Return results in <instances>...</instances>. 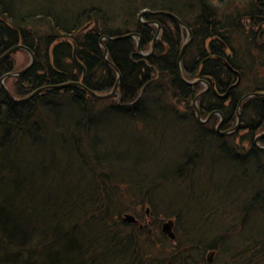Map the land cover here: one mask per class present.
I'll return each instance as SVG.
<instances>
[{"label": "trees", "instance_id": "16d2710c", "mask_svg": "<svg viewBox=\"0 0 264 264\" xmlns=\"http://www.w3.org/2000/svg\"><path fill=\"white\" fill-rule=\"evenodd\" d=\"M41 1L0 0V56L17 44L34 54L28 70L4 78L12 96L70 81L106 93L117 72L120 80L109 98L71 85L21 102L0 83V264H264V150L254 145L264 131V93L242 100L232 134L216 131L219 113L200 122L193 104L207 82L209 90L197 99L201 118L220 112V130L226 131L237 122L241 97L264 92V0ZM143 10L172 13L190 28L180 59L187 29L161 13H147L141 22ZM155 21L161 28L154 50L143 56L139 51L151 49ZM103 36L111 38L101 42ZM17 52L0 61V79L30 62L18 69ZM179 64L184 79L202 82H185ZM159 117L195 124L193 140L170 171L153 180L133 178L124 170L130 148L107 143L98 125L129 123L150 130L151 139L158 137L151 123ZM117 143L127 152L105 150ZM211 148L240 176H257L236 211L225 210L226 198L194 192L199 160ZM168 181L188 192L169 217L174 239L162 231L164 221L149 233L123 220L131 213L140 221L147 207L154 218L160 200L155 190ZM257 212L262 220L257 216L252 225ZM198 223L220 231L198 238L192 233H205ZM208 251L215 259H207Z\"/></svg>", "mask_w": 264, "mask_h": 264}, {"label": "rangeland", "instance_id": "374dc122", "mask_svg": "<svg viewBox=\"0 0 264 264\" xmlns=\"http://www.w3.org/2000/svg\"><path fill=\"white\" fill-rule=\"evenodd\" d=\"M23 1L28 3L31 2L32 6L42 2L41 0ZM175 4L178 7L183 6L178 1H175ZM150 51L151 49L144 52L141 51V54H143V56H148V53H151ZM29 60V53L24 49H18L15 58L17 68L21 69L26 61L29 62ZM98 126L105 129L104 135L108 136L106 137L107 143L112 140L115 141V143L119 142V144H125L130 148L131 152L129 156L131 159L128 161V166H126L124 169L125 172L136 179L137 177L141 178L139 174L143 175L144 177L146 175L147 179L150 180L157 179V177H159L161 174L170 171L174 166H176L182 151L191 144L196 132L195 124L188 122H174L162 117L156 118V120L151 123V126L156 127L158 132V137L151 139L148 137L152 134L150 133V130L145 131L141 128L135 129V127L129 123L112 124V121H109L103 126ZM58 127L61 128L59 125H57L56 128ZM120 138H125V141L119 140ZM237 139L239 140V138ZM228 143L232 144L231 139L228 141ZM119 144L117 143V145H109L108 147H105V150L109 151L111 148H115L118 149V151L127 152V149L124 147L120 148ZM28 147L32 148V144L30 143ZM98 148L99 145L97 150ZM221 156L222 154L220 152H216L215 148L208 149L207 151L203 150V156L199 160V170L196 174L199 177H195L193 179V189L195 194L208 196L214 195L215 197L218 196L220 199L226 198L224 204L225 210L227 212H232L238 210L237 207L242 206L245 202V199L250 196L251 185H253L252 182L255 181L257 176L254 175L253 172L248 173L247 177L240 176V174H238L239 169H237V167L231 161H229V159H226L225 156H223V158H221ZM135 161L138 164L137 166L135 165ZM238 176L239 178H237ZM237 180L239 181L238 184L236 183ZM186 190L187 188L185 189L184 186L176 182H164L163 186H160L155 190L160 196V200L155 211L153 212L154 218L151 219L149 213H146V215H141L138 225L141 224L143 227L148 229L150 226H158L163 221L169 219V217L175 213V211L172 212L174 208H178L181 203L180 201L188 195ZM228 193H230V197ZM169 200H172L171 203H168ZM175 201L176 204L174 203ZM172 204L175 206H172ZM206 205L208 204L206 203L204 206ZM193 211L196 213L198 210L193 209ZM258 213L259 212L254 214L252 220L253 223L251 222L252 225H255V218L258 216ZM227 215L231 216V218L233 216L232 214ZM258 219L259 221L262 220L261 216H258ZM262 224L264 223L262 222ZM197 226H200L205 231V233L200 234L192 233L193 236L198 238L206 239L209 236L214 237L220 231L216 225L210 226L209 224L198 223ZM148 231L151 233L153 230L149 228ZM152 236L155 239L158 235L154 233L151 235V237ZM208 252L206 253V256ZM215 257L216 253L214 252L212 259H215Z\"/></svg>", "mask_w": 264, "mask_h": 264}, {"label": "water", "instance_id": "95a60500", "mask_svg": "<svg viewBox=\"0 0 264 264\" xmlns=\"http://www.w3.org/2000/svg\"><path fill=\"white\" fill-rule=\"evenodd\" d=\"M147 13H155V14H160V13H161V14H165V15H167V16L172 17L174 20H176L179 24H181L183 27H185V28L187 29L188 36H189V37H188L187 42L184 43L183 46H182L181 53H180V57H179V59H180L181 56H182V53H183V51H184V49H185V46L187 45V43H188V42L191 40V38H192V32H191L190 28H189L184 22H182L177 16H175V15H173L172 13H169V12H163V11L150 12V11H148V10H143V11H141V12L139 13V15H138V19H139L140 21H142V16L145 15V14H147ZM152 22H153V21H152ZM154 23L157 25V29H156L155 36H154V38H153V43H152V47H151V51H150L151 53H152V51H153V49H154V43H155V40L157 39V37H158V35H159L160 28H161L159 23H157L156 21H155ZM131 35H133V34H131ZM134 36H135V35H134ZM122 37H124V36H119V37H116V38H122ZM103 38H108V39H110L111 37L103 36V37L100 39L101 42H102ZM137 45H138V49H139V48H140V43H139V41H137ZM18 49H24V50H26V51L29 53V55H30V62H29V64H28L24 69H22V70L19 71V72H16V73H6V74L3 75L2 78L0 79V83H1L2 87H3L4 90L6 91L8 97H9L11 100H13V101H24V100H27V99L31 98V97L34 96L35 94H37V93H39V92H42V91H44V90H46V89H51V88H53V89H54V88L58 89V88H64V87L71 86V85H77V86L83 88L85 91H87L90 95H92V96H94V97H97V98H109V97H113V96L116 94V89H117V87H118L119 80H120V74H119V72H117L118 77H117V81H116V83L114 84V86L112 87V89H111L109 92H106V93H99V92H96V91H94V90H92V89H89V88L86 87V85H84L82 82H78V81H70V82L61 83V84L42 86V87H39V88L35 89L34 91H32L29 95H27V96H25V97H22V98H16V97L12 96V94L10 93V91L8 90V88L5 86V84H4V78L7 77V76H9V75H19V74H21V73H24L26 70H28V69L32 66V64H33V62H34V54H33V52H32L28 47H26L25 45H23V44H17V45H14V46L10 47V48H9V49H8L3 55L0 56V61H1L2 59L6 58L10 53H12L13 51H16V50H18ZM106 53H107V49L104 47V57H105V58H106ZM139 53L141 54V51H139ZM148 54H150V53H148ZM141 55H143V54H141ZM78 63H79L80 66L82 67L83 71H85V70H84V66H83L80 62H78ZM178 67H179V76H180L185 82H187V83H189V84L197 83V82H199V81L202 82L201 80H197V81H188V80L184 79V77L182 76V73H181L180 64L178 65ZM238 76H239V74H238ZM239 80H240V78H238V81H237L236 84H238ZM203 83H204V85H205V88H204V89H203L198 95H196V97H195L194 100H193V104H194V107H195V110H196V117H197V119H198L200 122H206V121H208V120L210 119V117H211L214 113H219L220 116H221V119H220V121L218 122V124H217V126H216V131H217L218 133H220V134H232V133H234L235 131L238 130L239 125H240V112H239V107H240V104H241L242 100H244V99H246L247 97L252 96V95H257V94H262V93H264V92H253V93H246L245 95H243V96L241 97V99L239 100V102H238L237 122H236L235 126L232 127V128L229 129V130L221 131V130H220V127H221V123H222V114H221L220 112H211V113L208 115V117H207L206 119H202V118H201L200 109H199L198 104H197V99H198L201 95H203L205 92H207V91L209 90V85H208V83H207V82H203ZM218 96H220V97H224L225 95H218ZM263 135H264V131H263L261 134H259V135L255 138V141H254V145H255L257 148H259V149H264V146H260V145L258 144V140H259L261 137H263ZM146 213H149V208H146ZM123 220L126 221V222H132V223H136V222H138V220H137V219L134 217V215H132L131 213H125V214L123 215ZM140 227H142L141 224H140ZM162 231L165 232V233H166L171 239H174V238H175V233H174V231H173V221H172L171 219H167L166 221H164V222L162 223ZM213 254H214V251H209V252H208V254H207V259H208L209 261L212 260V256H213Z\"/></svg>", "mask_w": 264, "mask_h": 264}, {"label": "bare ground", "instance_id": "6f19581e", "mask_svg": "<svg viewBox=\"0 0 264 264\" xmlns=\"http://www.w3.org/2000/svg\"><path fill=\"white\" fill-rule=\"evenodd\" d=\"M187 40H188V39H187ZM187 40H186L184 43H186ZM184 43H183V44H184ZM188 43H189V42H188ZM188 43H187V44H188ZM182 46H183V45H182ZM185 47H186V46H185ZM181 49H182V47H181ZM17 102H21V101H17ZM254 141H255V139H254ZM258 144H259L260 146H264V145H261V144L259 143V140H258ZM258 149H259V148H258ZM262 150H264V149H262Z\"/></svg>", "mask_w": 264, "mask_h": 264}]
</instances>
